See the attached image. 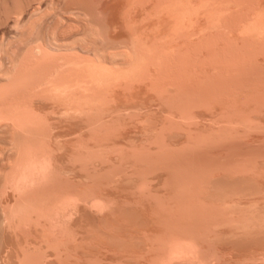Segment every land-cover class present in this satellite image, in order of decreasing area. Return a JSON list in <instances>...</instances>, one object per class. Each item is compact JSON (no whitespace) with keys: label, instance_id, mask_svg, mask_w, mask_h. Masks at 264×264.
Here are the masks:
<instances>
[{"label":"rangeland","instance_id":"rangeland-1","mask_svg":"<svg viewBox=\"0 0 264 264\" xmlns=\"http://www.w3.org/2000/svg\"><path fill=\"white\" fill-rule=\"evenodd\" d=\"M39 1L40 0H29V1L28 0H0V2H1L0 3V42H1V44L2 45L6 44L7 41H10L9 38H11L13 36L11 38V41H10L11 45H10V47L8 46L9 50L7 49V51L9 53L6 52L5 50H3L2 54L0 55V59H1L0 63L3 66L2 72H5L7 70L11 61L14 60L15 54H16V58H17L21 54V52L23 54V51L25 48L24 44L17 43L21 39H19L17 41V39L14 36L15 35L14 34L15 30L13 27L14 14H16L17 12H19L21 10L19 8H23V7L25 8V11H26V12L23 11V14L25 13V15H23L24 17H27V14L32 11L30 9L31 7H32V9H38V8L46 9L49 0H41L40 2ZM131 2H132L131 5H129L127 3L126 6H124V8L127 11H125V10L124 11L122 10V12L119 11L120 13H117L118 15H115V19H113V21L110 20L111 23L113 22L112 25L109 22V20L107 21L106 19H103V17H101V15L94 14V13L90 14V12H89V15H90L89 21L85 20V18L82 17V15L80 13H76V12L75 13L71 12L72 13L71 15H70V12L69 13L67 12L64 15L61 14V16L63 17L62 19H60L61 16L59 14H57L59 12L56 13L57 16L58 15L60 16V17L58 16L57 18L60 19L61 21L59 20L58 23H60V24H58V23H55V21L58 19L54 20L53 24H56V29H54L55 31L52 30V32L54 31V33H56V37L60 42L64 43V42H67L69 40H71V41L72 40H75V41L78 40L77 41V43H78L81 40L82 43H81V41L79 42L81 45H90V47H92V48H93V46H95V48H97V49L98 48L100 50L103 49V51L105 53L104 55L106 56L104 58L106 60H103V63L105 62V65L108 68L109 67L111 68L114 66L115 68H119L118 70H120V68L124 69V68L128 67L129 65H132V66L136 65L138 68L137 72H135V70H134V75H130V73H129L128 77H127V75L121 74V76L126 77V78L124 80L122 77V80H123V81H121L122 83H120L119 86L116 87L117 89L113 88L114 91H112V88L107 89V91H105V94L102 91H100L101 94L102 93L103 94H102V96H101V94L98 95V97H101L100 98L101 100L97 97V99H98L97 104L98 105L96 104V106L94 105V107H93V105H92V107L88 106V108H89V109L87 108L88 110H86V108H84V110H86V112L88 111L87 114H86V112H84V114H86V115H84V114L81 115V112H80L79 115H81L82 118H85L84 121L81 118V116L78 117L79 115L77 113L75 114V118H74V115H73V119L71 117L69 118L68 116H70V114H73V113L69 114L67 112L68 113L67 114L66 112L63 111L64 108H62V109L60 107L58 108V106H59L58 104L53 105L52 103H49V102H44V101L42 102L40 99L36 100L37 97H34L35 99L31 98L32 100H30V101H29L30 98L28 100L23 101L24 104L30 106L31 108L33 106V111L35 113L38 111L37 113H38L39 118L41 119L43 117L42 121L46 123V124L45 123L44 124H45V129L47 131L43 130L44 133H42L43 135L41 134L42 136L41 135L37 136L35 134L37 136V139L40 136H41L40 137L41 140L44 138V142H45L44 146L51 143L50 144L51 146L49 145V147L51 149L50 150L48 149V150L51 151V154H54L53 155L54 157L57 156L56 159H54L53 157L52 158L54 160H57L58 163L60 162L58 165H61V166L58 168L61 169L62 167H64L63 169H65V170L61 169V171L63 170L62 171L63 173L65 171L67 172L66 169H71L70 175H72V176H70V177H72L71 179H73V178L75 179L72 182H70L69 184L67 182L68 185H66V188L65 187H64V189L62 188L64 191L62 190V192H61L60 186L61 185H62V187L65 186L62 184L64 179H62L63 176L58 175L62 179V182H59V181H61V179H59L60 177L58 178L59 179V181H58L59 187H57V188H60V189H58L59 190L58 192H60L58 194V196L61 195L60 196V198H61V197H63L62 195L64 193L65 194L66 193H70V194L72 193V195H73V192L76 195L77 191L79 193H81V191H79V190H82L83 186L84 185L86 186V184H88V181L87 182L85 181V178H84L85 174L82 171V170H84L83 167H86L83 164L84 161L82 163L79 162L80 165H82V166H80L78 162L76 163L77 160H75V158L77 157L76 154H77V152H79V150H77V146H74L76 144L74 142V140H75L74 138H77V137L79 138L78 134H81V133L84 134V136H85L84 137L83 135H81L80 136L81 138L87 137L86 139H88L89 136L90 137L92 136L91 137L92 140L95 139V140H93L95 142V145H98V146H95L94 142H92L93 143L92 145L94 147L93 149H95V151H96V147H99L100 145L102 146V147L100 146L99 148H97V150H100V149L102 150L98 154L99 157L94 151L95 158L98 159V160L94 159L95 160V161H93L94 165H96L97 167H101V165H98V164H102L103 162L97 164V161L100 162V160L102 158H104L102 161H104L106 159L105 161L108 162V163H105L104 165H102L104 167L107 166L106 169L108 168V166L113 165V166H110L109 169L107 170L108 177L105 176L106 174L103 175V176H105V177H102L104 179V182H103V180L101 181V183L103 185H105V186L108 185L106 187L108 190L104 189V187L102 189L101 184L98 185L99 189L101 187L100 191L101 192L103 191V194H104V192H106L105 193V199L107 198L106 197L107 193H108L107 194V196H108L109 193L111 195V193L113 192L114 194L112 193V195H114V196L109 195V198L113 197L112 199L111 198L110 199L114 203H115V200L117 201L114 205H113L112 201H109V202H111V203H109V204H111V206L107 210L111 211L113 208H115L116 210L113 209L112 211L115 212L116 214H118L121 211L120 207L125 206L122 208V212L119 213L120 215L118 214L119 216H116V215L112 216V217H114V216L118 217L119 221L121 220L119 222L118 219L116 218L119 223H122L121 227H119L120 224L118 222L116 223L117 225H115V227L118 226V229H120L119 231H121V228H122V230L124 229L123 231H126L125 230L126 226H128V227L130 226L129 228H131L133 223L135 226H137L136 224L138 222V226L140 228L139 232L144 231L146 233L150 229L151 230L155 229L154 231L157 230V232L161 233L160 231H158V229L159 228L161 229L163 227L162 225H165V224L161 223V222H164L161 219H163L164 214L166 215V216L164 215V217L166 218L167 214H166V212L164 214L162 212L163 215L160 214L161 212L158 213L161 216L156 214V212H159L158 209H156L157 206L155 205V204H157V202H158L157 205H159V203L160 204L162 203L161 205H159V208H160V206H162L164 204L168 205V206L170 205L169 207L167 206L169 209L171 207L170 210H171L172 214L169 213V219L170 220L171 219L174 221H175V219L181 220L182 224H184V222L185 223L187 222L189 225H190V222L187 218H190L192 215L194 218L191 217L190 220H192V218L195 219V217L197 215H199L198 211H200V210L202 211V209L203 210L204 209L209 210L210 208L213 207L212 210L210 209V214H212L216 210L215 211L216 213L214 212L213 214H216L215 216L217 217V215H218L217 213H219L217 210H219L220 211V213L218 215L219 219H223V221H226L225 218L228 217V219L231 218L230 219L231 221L229 220V222H225V226H224L223 225L224 223L222 224V221L218 220V221H221V224H222V225L220 224L221 228H219L220 227L219 224L217 225L218 226L217 227L216 224L213 223V225L216 226L217 230H216V228H212L213 227L212 225H211V227L206 226L209 228V230L211 228L213 231L215 230L214 232L212 231L213 234H215V235L217 234L216 236L221 237L219 242H217L219 239L218 237L216 240L212 241V239L214 238V235H213V238L210 240L211 242L208 239V242L206 241L207 244L208 243H209V245H211L212 243L214 244V247L210 246L209 248H211V247L213 249L217 248L216 252L214 251V253H216V255L218 254V256L220 255L219 253L222 249L223 250L221 252H223L225 250L223 253H221L225 256L224 257H223V255H220L221 257L219 256V260L222 257L224 259H226V260H224L222 258L224 261L221 259L222 260V261L220 260L221 264H224L223 262H225V261L227 264H230V262L228 263L227 259L229 260L231 258H233V259H231L229 261H232L233 264H237V263H239V264H250V262H252L253 259H250V261L245 260V259L254 258V260H255V258L258 259L261 256V253L264 254V103H263L264 97L262 98V96H264V83H263L264 82V80H263V78H264V65L263 64L261 65V63H264V61H263L264 60V57H263L264 52H261V50L262 51L264 50V0H135V6H133V0ZM139 2H141V3H139ZM55 4H56V2H55ZM22 5H23V7H22ZM12 11L14 12V14H12L13 13ZM27 11H28V13H27ZM73 14H80V15H73ZM75 16H76V18H75ZM123 18H125V19H123ZM46 19L48 20V17L42 19L45 21H42V20L40 21L41 22L40 27L38 26L37 31H36V29L34 30V31H36L37 35L35 32L34 33L32 32L30 34L29 38H31L30 39L31 41L33 40V38H40V40L42 39L44 41L45 40L44 37L46 38L49 36L51 29H52L51 26L53 24L50 26L49 20H51V17L49 18L48 21ZM125 22H126V24H125ZM255 22L258 23V26H257V23L255 26ZM47 23H48V25H47ZM252 23H254L253 25L255 27H253ZM42 24H43V27H42ZM63 24L64 25L66 24V25L64 26ZM93 24H95V25L98 24L99 26L103 25V27L101 26V28H99V30L98 29L94 30V29H92V27H90L91 29H89V26L90 25L93 26ZM114 24L117 28H115ZM118 24H120V25H118ZM104 25L107 28H104L105 27ZM45 26H47V27H45ZM48 26H50V27L48 28ZM108 26H110V27H108ZM259 26H260V28H259ZM112 27H113V29H112ZM40 28H42V29H40ZM262 29H263V31H262ZM96 31H100L99 32L100 34L98 35V33H97V36L92 35V33L96 32ZM256 31L259 33H257ZM48 32H49V34H48ZM115 33H117V34H115ZM84 34H85V36H84ZM87 34L91 35V36H88ZM38 35H40V37ZM83 36H84V38H83ZM98 36H100V37H98ZM13 38L15 40H13ZM79 38H80V40H79ZM82 38L85 40H83ZM15 41H16V43H15ZM83 42L86 44H84ZM81 45H79V46H81ZM124 45L125 46L128 45L131 47L130 48L127 46L131 50L129 51L130 53H128L126 56L121 55L119 57L114 58V55L113 56L111 55L113 58L112 57L110 58L109 55H106L109 53L111 54L112 52L114 53L115 51L116 52L121 51V49H122V47H124ZM247 45H249L248 46L249 49H250V47L256 46L255 48H252V50L253 49L256 50L257 48H259V50H260L259 53H261V54L256 53L258 56H255L252 54L253 53L252 51H251L252 53L249 50H248L249 52L246 51V49H244V46L246 48ZM253 45H255V46H253ZM261 45H263V46H261ZM77 49H79V48H77ZM122 50L125 51L124 49H122ZM13 51H15V52L13 53ZM18 52H20V53H18ZM82 53L84 54L85 52L83 51ZM86 54H84V55H86ZM252 55L254 57H251ZM107 56H108V58H107ZM11 58H12V60H11ZM133 68H135V67H133ZM250 74L252 75V78L255 77L257 79L253 78V80H252ZM256 74H257V76H258V74H260V75L257 77ZM0 77H1V79L4 78V76H2L1 73H0ZM128 78H129V81H127ZM1 79H0V82L2 81L3 83H6V81H5L6 78H4L3 80H1ZM260 79H261V81H260ZM124 81L129 82V84L126 85L127 82L125 83ZM256 81H257V83H256ZM2 82L0 83L1 85H2ZM251 83L252 84L254 83V85H252ZM100 92H98V93H100ZM262 92H263V94H262ZM48 103H49V105H48ZM52 105L53 106L58 105V106L53 107ZM81 108L83 109V107H81ZM90 108H92V109H90ZM82 109L79 110V108H78L79 111H81ZM76 115H78V116H76ZM90 115H91L92 119L90 118ZM96 116H98V117H96ZM86 119H88V120L90 119V121L91 120L93 121V122L91 121L92 122L91 125L94 124L96 121L95 127H92L93 128V132H91L92 135H89L90 134L89 128H86L87 126L89 127V124H90V123L86 124V121H87ZM94 119H95V121H94ZM96 119H99V120L97 121ZM79 121L81 124L79 123ZM90 121H87V122H90ZM107 121H108V124H106ZM74 122H76V123H74ZM82 122H83V124H82ZM97 123L100 124V127H101L100 129H99V127H96V125H99ZM103 123H105V124H103ZM76 125L78 126L77 129L75 128V127H77ZM81 125H83V127H81ZM101 125H105V126H101ZM106 125L109 127H107ZM64 126H65V128H64ZM110 126H112L111 127L112 129L110 128ZM48 128H49V130H48ZM85 128H86V130H85ZM96 128H98L99 130ZM103 129H104V131H103ZM109 129H111V130H109ZM5 130H6L5 125H3V126L0 125V194L2 193V195H3V196L0 195L2 197V198L0 197L2 199V200L0 199V201H1L0 208L2 207L1 206L2 202H3L2 205H4V202H6L5 204L13 203V202H11V201H13V198H14V196H13L14 193L11 190L13 185L10 184L12 182L7 178L9 176L6 177V175H7L6 173L8 172L7 171L8 169L10 171L11 166H12L11 162L14 163L13 162V161H15L14 158L16 159V157H17L15 150H14L15 148H14V146L12 148V145L10 142V141H12L11 138H13V137L10 138V135H11L10 131L8 129H7L8 131L7 130L5 131ZM67 131H69V132H67ZM70 131H71L72 135L70 134ZM84 131H85V133H84ZM94 131L96 134L94 133ZM107 131L109 132V134L106 133ZM46 132L48 133V136L46 135ZM74 132L76 133L77 137L74 136V138H73ZM102 132L106 133V137L102 134ZM50 133H52V134H50ZM65 133L68 135H71L72 137L71 136L66 137ZM97 133L98 134L100 133L101 135H103L105 140H103V136H101L100 134L98 135ZM58 134H60V135H58ZM51 135H53V136H51ZM44 136L46 138L50 136L49 140H48L50 142L45 140L46 138ZM107 136H109L111 138H109ZM69 137H70V139H68ZM64 138H66L67 140L66 139L64 140ZM84 138H82V139H84ZM97 138H99L101 140V142ZM107 138L110 140V142L111 141H113V142L110 143L107 140ZM61 140L62 141L64 140V141L62 142ZM68 140H70V141L67 142ZM78 140L79 139H76L75 141L77 142ZM96 140H97V144H96ZM34 142L37 143V141H34ZM61 142H62V144L58 145ZM64 142L67 143V145L69 144L70 149L67 147V145ZM70 142L71 143L73 142V144H70ZM29 143H28V145L30 146ZM31 143H33V142H31ZM63 144L66 146L64 147ZM104 145H105V147H104ZM113 146H116V147L113 148ZM62 147H64V151H63ZM106 147L108 148L109 151L107 150ZM59 148H62L61 149L62 151L61 150L58 151ZM72 148L73 149L76 148V150H73ZM103 148H104V150H103ZM36 149H38V148H36ZM114 149H116V150H114ZM68 150H70V151H68ZM75 151H77V152L75 153ZM147 151H148V153H147ZM64 152H66L67 154L65 153L66 154L65 155ZM98 152L99 151H97V153ZM113 152H115V153H113ZM158 152L160 154H158ZM69 153H71L70 154L71 156H73V154L75 153L74 154V160H75L74 164H73V162H72V164H68V162H69L68 160L70 158L68 159L67 157H71V156H69ZM248 153H250V154H248ZM48 154H49V152L46 155H48ZM141 154H143L144 156L143 155L141 156ZM145 154L148 156H145ZM152 154H153V156H152ZM78 155H79V153H78ZM103 155H104V157H102ZM105 155H106V157H105ZM134 155L136 158L134 157ZM129 156H131V157L129 158ZM164 156H165V158H164ZM247 156H249V157L247 158ZM100 157H102V158L100 159ZM110 157L112 158V160ZM156 157H157V159H156ZM159 157H160V159H159ZM162 157L164 158L163 160H162ZM144 158H146V159L148 158L149 161L146 159L144 160ZM167 158H168V160H167ZM124 159H126V160H124ZM133 159L134 160L138 159V161L135 160L133 162ZM29 160H30V156H29L28 161ZM61 160L62 161L65 160V161H63L64 163ZM230 160L233 163H231ZM251 160H254V161H251ZM70 161H72V160H70ZM123 161H125V163ZM182 161L184 164L182 163ZM240 161H242V162H240ZM243 161H244V163H243ZM146 162L147 163L149 162V163L147 164ZM163 162H164V164H163ZM248 162H250V163L248 164ZM151 163L152 164L154 163L155 166L154 165L152 166ZM179 163H181L182 165H180ZM240 163H243V164H240ZM119 164H121V165H119ZM131 164H133V165H131ZM188 164L190 165V167ZM229 164H230V167H229ZM245 164H247V165H245ZM75 165H76V167H75ZM88 166H89V163H88ZM140 166H144V167H140ZM211 166H213V167H211ZM234 166H235V168H232ZM89 167L93 168V166H91V165ZM113 167H114V169H112V172L111 171H110L111 173L108 172ZM156 167H162V169L156 168ZM164 167L166 169L168 167L169 168L166 170ZM144 168L146 169V171ZM148 168L150 170L151 169L154 170V168H155L154 171L151 170L154 173H151V171H148ZM222 168H223V170H222ZM87 169H89V168H87ZM98 169L99 170L97 172L96 168H94V170H96V171H94V173L97 172L98 175L96 176L94 174L95 178H94V180L93 179H91V180L95 181L96 177L101 176L103 174V172H101L100 169L104 170L105 168L104 169L98 168ZM141 169L143 170L142 172H141ZM90 170H91V175H93L92 169H90ZM161 170L162 171L164 170V172H162ZM58 172H60V171H58ZM79 172H81V173H79ZM100 172L102 173L101 175H100ZM113 172H114V174H113ZM63 173H62V175L65 174V173L64 174ZM104 173H105V171H104ZM74 175H75V177H74ZM119 175H121V176H119ZM158 175H160V176H158ZM161 176L163 177L162 179H161ZM65 177L66 176L64 175V178ZM70 177L68 176V179H70ZM159 177H160V179H158ZM5 178L8 179V181L10 182L9 183L10 185L8 184V181L5 182V180H7ZM92 178H93V176H92ZM98 178L100 181L101 180L100 177H98ZM107 178H110V179L107 180ZM65 179H67V178H65ZM71 179H70V181H71ZM147 179L150 181H147ZM65 181L66 180H64V184H65ZM81 181L84 183L81 184L82 183ZM75 182H77V184H81V186L78 185V187H76L77 184ZM138 182H140V183H138ZM145 182H147V185ZM71 183L72 184L74 183L72 187L70 186V185H72ZM95 183H100V182L95 181ZM95 183H94V185H95ZM142 183H144V184H142ZM90 184H92V183H90ZM90 184H88V185H90ZM139 185H142L141 186L142 188ZM143 185H144V187H143ZM68 186H70V187H68ZM135 186H137V187H135ZM148 186H150V188ZM86 187H88V186H86ZM92 187H94V186H92ZM138 187H140V188H138ZM75 188H77L79 190L76 191ZM98 188H96V190ZM148 188L151 189L153 193L150 192L151 190H148ZM84 189H83V191L86 192V190H84ZM109 189H111V190H109ZM135 189H136V191H135ZM73 190H75L76 192ZM88 190L89 189H87V191ZM93 190H95V188H93ZM96 190H95V192L97 193L98 190L97 191ZM146 190H148L150 194H153L155 196L157 194L156 199H155V196H153V195L150 196L149 193L146 194L148 192ZM71 191H73V192H71ZM100 191H99V194H100ZM110 191H112V192H110ZM123 191H124V193H121ZM58 192H56L55 196H57ZM115 194H117V196ZM134 194H136V197L133 196ZM143 194L145 196H143V198L141 197L142 199L139 200L140 198H138L137 196L139 195V197H140ZM84 195H87V192L84 193ZM146 195H148L149 197L148 196L146 197ZM58 196H57V200L55 198V201H57V202H58V200L60 201L62 199V198L60 199ZM176 196H177V198H175ZM103 197H104V195H103ZM114 197L115 198L117 197V198L115 199ZM157 197H159V198H157ZM189 197H191V198H189ZM134 198H136L135 201H134ZM148 198H151V199H148ZM160 198H161V200H160ZM165 198L168 200V202ZM173 198H174L173 203L177 204L179 208L176 207L177 205H175V204L173 205V203H171ZM124 199L127 201V203H126V201L124 203V201H123ZM128 199H131V200H128ZM163 199L165 202L163 201ZM186 199H188V200H186ZM149 200L150 201L152 200V201L150 202ZM153 200H154L155 204L153 203ZM158 200H160V201H158ZM196 200H197V202H195L194 205H197V206H193V203ZM55 201H54V204L60 206L61 203L58 202L59 204L58 203L56 204ZM136 201L137 202L141 201V204L145 201V203L142 204L144 207L141 204L137 205V206L141 207V208L139 207V209H141V210L138 211V215L142 216V220H143L144 216L145 217L147 216L148 219L146 218V221H145V222H148L147 226L142 221L143 224H141L142 227H140L141 221H138V219L141 220L140 216L139 217H137L138 215L132 216V215H135L134 213L137 211L136 210L137 207H135L136 204H132V203H136ZM201 201H202V204H201ZM176 202H178V203H176ZM181 202H182V205H181ZM129 203H131L132 206L134 205L133 207H135V210L133 211L134 212L133 213L132 210L128 206V208L132 214L129 213L128 208L125 209L126 205H124V204H129ZM166 203H168V204H166ZM188 204H190V205H188ZM191 204H192V206H191ZM203 204H206L207 206L206 205L204 206ZM112 205H113V208H111ZM152 205L153 206L155 205L156 208L154 209V207ZM210 205H211V207H210ZM215 205L217 206L218 209H216ZM132 206L130 205L131 208H132ZM72 207L73 206H70L71 217L74 218V216H79L78 214H76L77 213V212H75L76 210L75 211L71 210ZM167 207L162 206V209L164 208L163 210H165V208H167ZM117 208H118L119 212H118ZM181 208H183V209H181ZM193 208H194V210H193ZM197 208H200V209L198 210ZM58 209L60 211H62V213H64L63 210H61V206L58 207ZM173 209L175 210V212ZM78 210H79V208H78ZM107 210H105L102 213V216H104V213ZM123 210L125 213L123 212ZM126 210H127V212H126ZM154 210H157V211L155 212ZM189 210L194 211L195 214L194 213L191 214L192 211L189 212ZM195 210H196V212H198L197 215H196ZM60 211H59V213H60ZM204 211H203V213H204ZM147 212H148V214H146ZM152 212H154V213H152ZM182 212H183V214H181ZM0 213H2V212L0 211ZM79 213H81V212L79 211ZM82 213H83V217L86 218L85 215H87V214H85V211H83ZM108 213L109 212H107V214ZM149 213L151 215L153 214L152 216H154V217L157 215L158 218L157 217H155V218L159 219V220H157L155 222L154 217H152ZM177 213H178V215H177ZM94 214H95V212H94ZM130 214H131V216H130ZM173 214H175V215H173ZM184 214H186L187 216H189V215L190 216L186 217ZM204 214H206V216H207L208 213L206 212ZM210 214H208V217H210ZM213 214H212V216H213ZM1 215L2 214H0V216ZM35 215H33L34 219H35ZM200 215H203V214H200ZM88 216H90V215H88ZM95 216L97 218L99 217L98 215H94L95 219L92 217L93 221H94V224H93L94 228L92 226V228H93L92 234H94V232H96L98 230L97 233L98 234L100 233L99 235H101L102 231L99 232L100 228L104 229V232L107 231V233H108V230H110L109 228H111L113 230L112 225L111 226L110 225L108 226V224L105 225L106 222H104L105 221L104 219L107 217V215L105 216V218H103L101 216L102 217L101 219H103L102 220L103 223L100 222L101 220L99 217L100 221L98 222V224L100 223L99 224L100 226L97 225L98 220L95 221L97 219ZM127 216H128V218L132 217L131 219H134L137 222L129 219L130 222L132 221L131 222L132 225H131L130 222L128 221V219L125 218ZM173 216H175L177 218H174ZM203 216H204V218L206 217L205 215H203ZM212 216L210 217L211 219H212ZM223 216H226V217L224 218ZM39 217H41V215ZM122 217H123V220L120 219ZM134 217H136V218H134ZM159 217H161V219ZM85 218H83V219H85ZM90 218H91V216H90ZM179 218H181V219H179ZM199 218H200V216H199ZM126 219H127L128 223H126L127 222ZM202 219H203V217H202ZM206 219L208 220L207 217H206ZM76 220H77V218H76ZM76 220H75V222H76ZM108 220H110V222L111 221L113 222L111 224H115L114 223L115 219L111 220L109 218ZM150 220L151 221L154 220L153 221L154 223L151 222ZM196 220H194V224L196 223ZM213 220H215V219L213 218ZM72 221H74V220H72V218H71V222ZM78 221H79V219H78ZM123 221L126 223V226H125V224H123ZM159 221H161V222L158 224ZM181 221L179 222L180 224H181ZM199 221H201V220H199ZM234 221H237V222H235L236 224H233ZM25 222H27V221L25 220ZM40 222H41V220H40ZM75 222H72V223L75 224ZM107 222H109V221H107ZM175 222H177V221H175ZM192 222L193 221H191V223ZM42 223H43V220H42ZM101 223H102V225L108 226V227L103 228V226H101ZM164 223H166V221ZM168 223H170V222H168ZM176 224H178V223H176ZM188 224H184L183 226L188 225ZM71 225H73V224H71ZM96 225L100 228L95 227ZM202 225H205V224H202ZM25 226L23 227V230L22 229H20V230L19 229L7 230L4 227H3L4 229L2 227H0V243H1L0 244V251L2 252L3 249L5 248L4 251L7 250L10 253L11 264H18L17 263L18 260H16L18 258L15 255H18V256L21 255L20 249L23 250L24 248L26 251L27 250L28 251L35 250L39 254H40V252H42L43 256L40 255V259H41V261H42V259L45 260V261L43 260V263L41 262L42 264H59L60 262L55 261V260L61 261V260H58L60 253H58L56 251L57 249L61 250L59 248V245H60V247L62 246L61 243L58 242V240H60V242H61V239H60L59 234L57 232V230L59 231V229L58 228L55 229L52 227L51 231L54 229L52 231V233H54L53 234L54 237H49V239L50 238L53 239V240L52 239L51 240L54 242H52L51 240L50 241H51V244L53 243L55 246L53 247V244H52L51 245L52 247L47 249V247H48L46 245L47 243L43 242L44 239H42L43 238L42 235L40 236V234L38 235L36 233L37 231L35 232V229H34L35 225H34V227H33V225H32V227H28V226L25 227ZM76 226H78V227L75 228V226L74 227L72 226L71 228H74L75 230H77V229L79 230L80 226L78 224H76ZM138 226L135 228L136 230H137ZM158 226H159V228H158ZM173 226H175V225H173ZM227 226L229 228H227ZM230 226H231V229H230ZM115 227H114V229H115ZM167 227L169 228V226H167ZM179 228H181V227H179ZM182 228L184 230V227H182ZM200 228H202V227H200ZM74 229L72 230L73 233H75ZM94 229H96V230H94ZM118 229H117V231H118ZM132 229L133 228H131V230ZM163 229L165 232V228H163ZM172 229H174V228H172ZM194 229H195V226H194ZM196 229H198V228H196ZM136 230H134V232L131 231V232H133V236H134V233ZM151 230L149 231V234H150V232H151V234L157 233V232H153ZM185 230H186V228H185ZM200 230H199V233H200ZM84 231H85L84 233H86V230H84ZM114 231H116V229ZM119 231L117 233L118 235L116 233L114 234L111 232L112 233L111 236H114V237H115V235L119 236L121 233V232L119 233ZM170 231H168V233H170ZM187 231L188 230H186L185 234L187 233ZM29 232H31V234ZM128 232H130V231L128 230ZM131 232L129 235L132 234ZM190 232H191V230H190ZM222 232L227 233V234H223V236H222ZM52 233L50 232V236H52ZM78 233H81V232L78 231ZM84 233H82L83 236H84ZM109 233L107 235H109ZM123 233L125 234L127 232H122V236H123ZM136 233H137V231H136ZM171 233L175 234L173 232H171ZM183 233H184V231H183ZM209 233H210V231H209ZM55 234H58V235L56 236ZM139 234L141 235V233H139ZM149 234L146 233V235H149ZM207 234H208V231H207ZM94 235H96V234H94ZM99 235H97V236H99ZM137 235H138V233H137ZM187 235H188V233H187ZM72 236L73 235H71V237ZM102 236L104 237L103 239L106 238V235L104 236V234H102ZM124 236H127V235H124ZM142 236H145V234H142ZM142 236H140V237H142ZM140 237L137 236V238H139V240H140ZM83 238H85V236ZM98 238H99L98 240H100V237H98ZM108 238H107V242H110V239L113 241L112 237H110L109 240H108ZM137 238H136L135 244L137 246H139V244H140V246H141V244L143 245V243H142L143 239L141 240L142 241L141 242L139 240L137 241ZM71 239L73 241H70V243L69 242H67V243H69L71 246L69 248L74 249V252H75L76 245L81 247L83 245V242H84V244L87 242V241L85 242V240H84L80 244L79 241L77 242L75 240V242H77V244L75 245V242H74L75 237L74 238L72 237ZM36 240L39 242H35ZM101 241H98L99 244L97 245V243L95 244V242L93 240L92 242H94V243H92V246L94 247L93 244L97 245L96 247L101 245L102 252H103V249L105 250V249H107V247L109 245L112 246V244L114 245V243H115V242H112V244H111V243H105L104 242V245L107 246L105 248V246L102 244L103 242L101 243ZM146 242H144V243H146ZM2 243H3V245H2ZM36 243H38V244H36ZM86 244H88V243H86ZM89 244H91V242H89ZM199 244H201V242ZM136 245L134 246L135 249L139 248L141 250V247H137ZM146 245H148V243ZM146 245L144 244V246H146ZM201 245H204V244L202 243ZM215 245H217V247ZM218 245L220 246V248ZM5 246H7V247H5ZM33 246L35 248L36 247H39V248L35 249V248H33ZM57 246H58V248H57ZM144 246L142 247L143 250L145 249ZM205 246H207V245L205 244ZM243 246H244V248H243ZM134 247H131V248L133 249ZM61 248L63 249L64 247H61ZM66 248H68V246ZM212 248H211V250H212L211 252L213 253ZM237 248H239V249H237ZM252 248H254V249H252ZM71 249H69V250L65 249L66 250L65 253L66 252L69 253L71 251ZM94 249H95V247H94ZM96 249H95V252H94V250H92L94 252V254L97 252ZM99 249L100 248H98V250ZM232 249H233V251H232ZM258 249H259V252H258ZM82 250L83 249L81 247V249H79L77 251V253L78 254L81 253ZM217 250H219L218 253H217ZM230 250L232 253L230 252ZM4 251L2 253H4ZM136 251H138V250H136ZM253 251H254V253H252ZM1 252H0V255H1ZM55 252H57V254L59 255V256L57 255L58 258L55 255L56 254ZM93 252H92V254H93ZM102 252H100V254ZM249 252H251L252 254ZM69 254L71 257L74 253L71 251ZM209 254H210V252H209ZM253 254H257V256L253 255ZM62 255L64 256V254H62ZM176 255H177V253H176ZM248 255L249 256L253 255V256L248 257ZM179 256L180 255L175 256L173 254L172 258H173V260H174V258L176 260V258H178ZM263 256H261V258H259V259H262ZM180 257H182V256H180ZM228 257H230V258H228ZM184 258H188V256H184ZM72 259H74V258H71L69 260H71L74 264V260H72ZM238 259H240V260L237 261ZM243 260H245V261H243ZM262 260H264V259H262ZM71 261H69V263ZM256 261L257 260H255V264L257 263ZM240 262H242V263H240ZM263 262L264 261H262L260 263L262 264Z\"/></svg>","mask_w":264,"mask_h":264},{"label":"bare ground","instance_id":"bare-ground-1","mask_svg":"<svg viewBox=\"0 0 264 264\" xmlns=\"http://www.w3.org/2000/svg\"><path fill=\"white\" fill-rule=\"evenodd\" d=\"M29 1V0H28ZM41 1V0H40ZM39 1V2H40ZM55 1L56 0H49L48 1V4H47V7H46V9H41V8H38V9H32V7L30 8L32 11L30 12V13H28V11H27V17H24L23 15H25V13L23 14V11L24 12H26L25 11V8L23 7V5H22V7L24 8H19V9H21L19 12H17L16 14H14V12L12 13V14H14V17H13V21H14V23H13V27H14V30H15V38L17 39V41L19 40V39H21L19 42H17V43H22V44H24L25 45V48H24V51H23V54H22V52H21V54L16 58V54H15V58H14V60H12V58H11V63H10V65H9V67L7 68V70L5 71V72H2V68H3V66H2V64L0 63V73H1V75L2 76H4V78H6V83H3L2 81V85L0 84V125H5V128H6V130L8 129L9 131H10V133H11V135H10V138L11 137H13V138H11V140L12 141H10L11 142V145H12V148H13V146H14V150H15V153H16V159L14 158V160L15 161H13L14 163H12L11 161V169H10V171H9V169L7 170L8 172L6 173L7 175H6V177L7 176H9V177H7L12 183H10L9 181H8V179L7 178H5V179H7V180H5V182L6 181H8V184L10 183L11 185H13V187H12V192L14 193L13 194V196H14V198H13V201H11V202H13V203H10V204H5L6 202H4V205H2L3 204V202H2V204H1V212L2 213H0V214H2L1 216H0V227H4L5 229H7V230H13V229H22L23 230V227L25 226V227H32V225H33V227H34V225H35V227H34V229H35V232L39 235L40 234V236L42 235V239H44L43 240V242H45V243H47L46 245L48 246L47 247V249L48 248H51L52 246V244H51V241L53 240L52 238H50L49 239V237H54L53 236V234L54 233H52V231L54 230H52L51 231V229H52V227L53 228H58L59 229V231L57 230V232H58V234H59V237H60V239H61V242H60V240H58V242L59 243H61V247H64L63 249L60 247V245H59V248L61 249V250H59V249H55L58 253H60V256L57 254V252H55L54 254L57 256H59V258H58V256H57V258H58V260H61V261H57V260H55L56 262H60L59 264H73V262L71 261V260H69V259H71V258H74V259H72V260H74V264H221V262H220V260L225 256V255H223V254H221V253H223V252H221L220 251V255H223V257L219 260V256H218V254L216 255V253H214V251L216 252V249L214 250L212 247H214V244L212 243L211 245H209V243L207 244L206 243V241L208 242V239H209V241L213 238V235H214V238L212 239V241L213 240H216L217 239V237L218 236H216L215 234H213L212 233V228H216V226L219 224V226H220V224H221V221H222V224L225 226V222H229V220L231 219H228V217L227 218H225L226 216H223L225 219H226V221H223V219H219V217H218V215H219V213H220V211L219 210H217L219 213H217L218 215H217V217L215 216L216 214H213L212 212V214H213V216H212V214H210V209L212 210V208H210L209 210H203L202 209V211L200 210V211H198L199 212V215H197L198 214V212H196V210L198 209H200V208H197L196 210H195V212H196V217H195V219H193L194 217L191 215V217H193L192 218V220H190V218H187L188 220H189V222H190V225L186 222H184V224H188V225H185V226H183L184 224H182V221L181 220H176L175 219V221H177V222H175L174 220H170L169 219V213L170 214H172V212H171V207H170V209L168 208L169 206L168 205H162V206H168L167 208H165V210H163L162 209V206H160V208L162 209H160L159 208V205H161L160 203H159V205H157L158 204V202H157V204H155L154 203V200L156 199V196H157V194H156V196L155 195H153V194H150L149 193V191L148 190H151V189H149L150 188V186H148L149 188H148V190H146V191H148L146 194H150V196L151 195H153V196H155V199L153 200V203L157 206V208L155 207V205L153 206L154 207V209L156 208V209H158V211L159 212H156L157 210H154L155 212H156V214H158V213H160V214H162V212H163V214L166 212V214H167V219L164 217V215H163V219H161V217H159L162 221H166V223H164V222H161V221H159L158 222V224L161 222L162 224H165V225H162L161 227V229L159 228V226H158V231H160L161 233H159V232H157V230L156 231H154L153 229L151 230V231H153V232H157V233H152L151 234V232H150V234H149V231L150 230H148V232H146L147 234H149V235H146V233L143 231V232H139V226H138V222L136 221V220H134V219H131V218H128V216L127 217H125V218H127L128 219V221L130 222V220L129 219H131V220H134V221H136L137 222V226H138V228H137V230L135 229L137 226H135L134 225V223H133V225L131 224V222H130V224L133 226H131V228H133L132 230H131V228H129L128 226H126V223H128V221H127V219H126V223L123 221V224H125V226H126V231H123L122 230V228H121V231H119L120 229H118V226L117 227H115V225H117L116 223L119 221V218L118 217H116V216H119L120 214V212H122V208L123 207H125V206H123V207H120V212H119V210H118V208H117V210H118V214H116L115 212H113L112 210L113 209H115V208H113V205L117 202L115 199L117 198H115L114 200H115V203L109 198V195H110V193H109V195L107 196V194H106V197L108 198H106L105 199V193L106 192H104V194H103V191L101 192L100 191V189H101V187H102V189H103V187H104V189H107L106 187L108 186H105V185H103L102 183H101V181L103 180V182H104V179L102 178V177H105V176H107L108 177V174H107V170L109 169V167L110 166H113V165H110V166H108V168L106 169V167L107 166H102V165H104L105 163H108L107 161H102L104 158H102V157H104V155L102 156V157H100V162L99 161H97V164L98 163H101V162H103L102 164H98V165H101V167H97L96 165H94V162L93 161H95V160H98V159H96L95 158V153L98 155L99 153H100V151H102L101 149L100 150H97V148H99L101 145V143L99 144L100 146L99 147H96V151H95V149H93L94 147H93V143L92 142H94L93 140H95V139H93L92 140V136L90 137H88V139H86V138H84L85 136H84V134H78V136H79V138L76 136V133L74 132V134H73V138H74V136L75 137H77V138H74L75 140L76 139H79L77 142L74 140V142L76 143H74L75 145L74 146H77V150H79V152H77V151H75V153L77 152V157L75 158V160H77L76 161V163L78 162H80V163H82L83 161L85 162H83V164H84V166H86V167H83L84 168V170H82L83 171V173L85 174L84 176V178H85V181L87 182L88 181V184H90V183H92V184H90V185H88V184H86V186H88V187H86L85 185L83 186V189L84 190H86V192H87V195H84V193H86L85 191H83V189L82 190H79V189H77V188H75V190L77 191V190H79V191H81V193H79L78 191H77V194L75 195L74 194V192L73 191H75V190H73V191H71V192H73V195H72V193L70 194V193H62L63 195V197H61L60 198V196H58V194L60 193V192H58L59 190L58 189H60V188H57V187H59L58 186V181H59V179H61V177L60 176H58V175H61V176H63V178L62 179H64V180H66L65 181V184H64V180H63V185H65V186H63L62 187V185L60 186L61 187V192H62V190L64 189V187L66 188V185H68L70 182H72L73 180H75L74 178L73 179H71L72 177H70V176H72V175H70V170L71 169H66L67 170V172L64 174L62 171L63 170H65V169H63L64 167H62L61 169H63L62 171H61V169L60 168H58V167H60L61 165H58L59 163L57 162V160H54V159H56V157H54L53 155L54 154H51V151H49L51 148L49 147V145L51 144H47V145H45L44 146V144H45V142H44V138L41 140L40 139V137L43 135L42 133H44V131L46 130L45 129V122H43L42 121V119H43V117L40 119L39 118V116H38V111L35 113L34 111H33V106H32V108L30 107V106H28V105H26V104H24L23 103V101H25V100H28L29 98V101L30 100H32L31 98H34V97H37V99L36 100H38V99H40L42 102L44 101V102H49V103H52L53 105L54 104H58V105H55L56 107L58 106V108L60 107L61 109L62 108H64V112H68L69 114L70 113H73V114H70V116H68L69 118L71 117L72 119H73V115H74V118H75V114L77 113L78 115L80 114V112H81V115H83L84 114V112H86V110H88L89 108H88V106L89 107H92V105H93V107H94V105L96 106V104L98 103L97 101H98V99H97V97H98V95L99 94H101V92L100 91H102L104 94H105V91H107V89H111L112 88V91H114L113 90V88H115V89H117L116 87L117 86H119V84L120 83H122L121 81H123L122 80V77L123 76H121V74L122 75H127V77H128V74L130 73V75H134V70H135V72H137V70H138V68H137V66L136 65H134V66H132V65H129L128 67H126V68H124V69H122V68H120V70H118L119 68H115L114 66L113 67H107L106 65H105V62L103 63V60H106V59H104L106 56L104 55L105 53H104V51H103V49L102 50H100L99 48L97 49V48H95V46H93V48L92 47H90V45H81L79 42L81 41L80 40V38H79V42L77 43V41H75V40H69V41H67V42H64V43H62V42H60L58 39H57V37H56V33H54V29H56V24H53L54 23V20L55 19H58L57 17L60 15L61 16V11H64V10H61V11H59V13H57L56 11V8L58 7H56V4H55ZM60 1V0H59ZM65 1V0H64ZM72 1V0H71ZM120 1V0H119ZM125 1V0H124ZM131 1V0H130ZM6 2V1H5ZM61 2V1H60ZM118 2V1H117ZM123 2V1H122ZM142 2V1H141ZM141 2H139V3H141ZM156 2V1H155ZM1 3V2H0ZM58 3V2H57ZM84 3V2H83ZM132 3V2H131ZM135 3V2H134ZM159 3V2H158ZM38 4V3H37ZM66 4V3H65ZM77 4V3H76ZM110 4V3H109ZM115 4V3H114ZM113 4V5H114ZM120 4V3H119ZM40 5V4H39ZM55 7H54V6ZM112 4L110 5V6H113ZM116 5V4H115ZM123 5V4H122ZM131 5V4H130ZM143 5V4H142ZM119 6H121V4L119 5ZM124 6V5H123ZM122 6V7H123ZM126 6V5H125ZM38 7V6H37ZM62 8V7H61ZM64 8V7H63ZM95 8V7H94ZM107 8V7H106ZM105 8V9H106ZM114 8V7H113ZM134 8V7H133ZM58 9V8H57ZM72 9V8H71ZM87 9V8H86ZM152 9V8H151ZM150 9V10H151ZM79 10V9H78ZM97 10V9H96ZM99 10V9H98ZM114 10V9H113ZM115 10H117V8L115 9ZM114 10V11H115ZM123 10H125V11H127L126 9H123ZM66 11V10H65ZM69 11V10H68ZM75 11V10H74ZM85 10L83 9V13H80V12H77L76 11V13H80L81 15H82V17H84L85 18V20H88L89 21V18H90V15H89V12H84ZM91 11V10H90ZM103 11H105V10H103ZM112 11V10H111ZM112 11L113 13H115V12H117V11H119V9L117 10V11ZM141 11V10H140ZM70 12V15L72 14L71 13V11H69ZM68 12V13H69ZM92 12V11H91ZM120 12H122V9H120ZM120 12H118V13H120ZM151 12V11H150ZM55 13V14H54ZM56 13L57 14H59L58 16L56 15ZM65 13V12H64ZM75 13V12H74ZM108 13V12H107ZM137 13V12H136ZM80 14H73V15H80ZM91 14V13H90ZM109 14V13H108ZM112 14V13H111ZM64 15V14H63ZM72 15V16H73ZM93 15V14H92ZM114 15V14H113ZM116 15H118V14H116ZM59 16V17H60ZM69 16V15H68ZM110 16V15H109ZM115 16V15H114ZM48 17V20H49V18L51 17V20H49L50 21V26H51V32H50V34H49V32H48V34H49V36L48 37H44V39L46 40H40V38H33V40L31 41L30 39L31 38H29V36H30V34L33 32H35L36 33V31H37V29H38V26L40 27V21L42 20V19H44V18H47ZM70 17V16H69ZM79 17V16H78ZM77 17V18H78ZM81 17V16H80ZM117 17V16H116ZM63 17L61 16L60 17V19H62ZM75 18H76V16H75ZM87 18V19H86ZM112 18V17H111ZM122 18V17H121ZM129 18V17H128ZM60 19H58V20H56L55 21V23H58V21L60 20ZM81 19V18H80ZM83 19V18H82ZM108 19H110V18H108ZM118 19V18H117ZM116 19V20H117ZM123 19H125V18H123ZM136 19V18H135ZM47 20V19H46ZM47 20V21H48ZM53 20V21H52ZM70 20V19H69ZM75 20V19H74ZM78 20V19H77ZM91 20V19H90ZM107 20V19H106ZM42 21H45V20H42ZM52 21V22H51ZM61 21V20H60ZM71 21V20H70ZM73 21V20H72ZM83 21V20H82ZM81 21V22H82ZM108 21V20H107ZM111 21H113L112 19H111ZM111 21L109 20V22L111 23ZM80 22V21H79ZM116 22V21H115ZM124 22V21H123ZM63 23V22H62ZM66 23V22H65ZM90 23V22H89ZM96 23V22H95ZM117 23V22H116ZM119 23V22H118ZM122 23V22H121ZM256 23L257 22H255V26H256ZM58 24H60V23H58ZM76 24V23H75ZM84 24V23H83ZM107 24V23H106ZM113 24V22L111 23V25ZM125 24H126V22H125ZM254 23H252V25H253ZM47 25H48V23H47ZM64 25V24H63ZM62 25V26H63ZM66 25V24H65ZM64 25V26H65ZM86 25V24H85ZM110 25V24H109ZM110 25V26H111ZM118 25H120V24H118ZM50 26H48V28L50 27ZM78 26V25H77ZM82 26V25H81ZM89 26V25H88ZM101 26L103 27V25H98V24H93V26L92 25H90L89 26V29H91L90 27H92V29H94V30H99V28H101ZM105 26V25H104ZM110 26H108V27H110ZM114 26H115V24H114ZM113 26V27H114ZM254 25H253V27H255ZM257 26H258V23H257ZM262 26V25H261ZM42 27H43V24H42ZM45 27H47V26H45ZM44 27V28H45ZM58 27V26H57ZM113 27H112V29H113ZM68 28V27H67ZM70 28V27H69ZM104 28H107L106 26L104 27ZM115 28H117L116 26H115ZM131 28V27H130ZM259 28H260V26H259ZM36 29V31H34ZM40 29H42V28H40ZM58 29V28H57ZM85 29V28H84ZM119 29V28H118ZM252 29V28H251ZM50 30V29H49ZM52 30H54L53 32H52ZM253 30V29H252ZM255 30V29H254ZM44 31V30H43ZM62 31V30H61ZM68 31V30H67ZM74 31V30H73ZM93 31V30H92ZM111 31V30H110ZM117 31V30H116ZM262 31H263V29H262ZM100 31H96V32H94V33H92V35H96L97 36V33H98V35L100 34L99 33ZM118 32V31H117ZM257 32V31H256ZM62 33V32H61ZM67 33V32H66ZM78 33V32H77ZM76 33V34H77ZM88 33V32H87ZM96 33V34H95ZM112 33V32H111ZM124 33V32H123ZM253 33V32H252ZM255 33V32H254ZM257 33H259V32H257ZM59 34V33H58ZM86 34V33H85ZM85 34H84V36H85ZM91 34V33H90ZM115 34H117V33H115ZM34 35V34H33ZM36 35H37V33H36ZM67 35V34H66ZM74 35V34H73ZM88 35V34H87ZM28 36V37H27ZM35 36V35H34ZM39 37H40V35H38ZM84 36H83V38H84ZM88 36H91V35H88ZM13 37V36H12ZM11 37V38H12ZM93 37V36H92ZM95 37V36H94ZM98 37H100V36H98ZM11 38H9L10 39V41H11ZM28 38V39H27ZM73 38V37H72ZM82 38V39H83ZM90 38V37H89ZM8 40V39H7ZM13 40H15L14 38H13ZM83 40H85V39H83ZM118 40V39H117ZM10 41H7V43L6 44H4V45H2L1 44V42H0V55L2 54V51L3 50H5L6 52H8L7 51V49L10 47V45H11V42ZM22 41V42H21ZM31 41V42H30ZM64 41V40H63ZM103 41V40H102ZM10 44H9V43ZM15 43H16V41H15ZM81 43H82V41H81ZM84 43V42H83ZM108 43V42H107ZM128 43V42H127ZM19 44V45H20ZM81 45V46H79V45ZM84 44H86V43H84ZM114 44V43H113ZM9 46V47H8ZM85 46V47H84ZM88 46V47H87ZM99 46V45H98ZM128 46V45H127ZM127 46H125L124 45V47H122V49H124L125 51H123L122 49H121V51H115L113 54L111 53H109V54H106V55H109L110 56V58L114 55V58H116V57H119V56H126L128 53H130L129 51L131 50L130 48V46H128V47H130V48H128ZM249 45H247V47L245 48V46H244V49H246V51H252L251 53L253 54V55H255V56H258L257 54H261V53H259L260 52V50H259V48H257L256 50H252V48H255L256 46L255 45H253V46H255V47H250V49H249V47H248ZM261 46H263V45H261ZM81 47V48H80ZM22 48V47H21ZM77 48H79V49H77ZM118 48V47H117ZM116 48V49H117ZM127 48V49H126ZM243 48V47H242ZM241 48V49H242ZM263 48V47H262ZM261 48V49H262ZM119 49V48H118ZM9 50V49H8ZM12 51V50H11ZM84 51L85 53L84 54H86V55H84L82 52ZM106 51V50H105ZM248 51V52H249ZM15 51H13V53H14ZM108 52V51H107ZM261 52H264V50L262 51L261 50ZM9 53V52H8ZM18 53H20V52H18ZM250 53V54H251ZM257 53V54H256ZM12 54V53H11ZM89 54V55H88ZM112 55V56H111ZM251 56V57H254V56ZM264 57V56H263ZM107 58H108V56H107ZM113 58V57H112ZM0 61H1V59H0ZM264 61V60H263ZM252 63V62H251ZM264 65V63H261V65ZM133 67H135V68H133ZM115 68V69H114ZM129 68V69H128ZM122 69V70H121ZM126 69V70H125ZM258 69V68H257ZM118 70V71H117ZM128 73H127V72ZM257 71V70H256ZM255 71V72H256ZM259 72V71H258ZM127 73V74H126ZM133 73V74H132ZM260 73V72H259ZM136 74V73H135ZM263 74V73H262ZM251 75V74H250ZM260 74H258V76H259ZM254 76V75H253ZM256 76H257V74H256ZM257 76V77H258ZM261 77V76H260ZM3 78V77H2ZM3 78V79H4ZM125 78L126 77H123V79L125 80ZM251 78H252V75H251ZM253 78H255V77H253ZM253 78H252V80H253ZM0 79H1V77H0ZM3 79H1V80H3ZM255 79H257V78H255ZM127 80V79H126ZM263 80H264V78H263ZM4 81V82H5ZM127 81H129V78H128V80ZM127 81H124L125 83L127 82ZM260 81H261V79H260ZM259 81V82H260ZM0 82V83H1ZM251 82V81H250ZM263 82V81H262ZM256 83H257V81H256ZM264 83V82H263ZM129 84V82H127V84L126 85H128ZM252 84V83H251ZM122 85V84H121ZM125 85V84H124ZM252 85H254V83L252 84ZM260 85V84H259ZM258 85V86H259ZM129 87V86H128ZM257 88V87H256ZM119 89V88H118ZM262 89V88H261ZM263 90V89H262ZM111 91V90H110ZM98 92H100V93H98ZM102 93V94H103ZM259 93V92H258ZM257 93V94H258ZM102 94H101V96H102ZM262 94H263V92H262ZM261 95V94H260ZM258 97V96H257ZM261 97V96H260ZM259 97V98H260ZM264 96H262V98H263ZM99 99L101 98V97H98ZM35 99V98H34ZM264 99V98H263ZM101 100V99H100ZM257 100V99H256ZM258 101V100H257ZM21 102V103H20ZM28 102V101H27ZM39 102V101H38ZM96 102V103H95ZM101 102V101H100ZM23 103V104H22ZM30 103V102H29ZM32 103V102H31ZM35 103V102H34ZM49 103H48V105H49ZM264 103V102H263ZM262 103V104H263ZM37 104V103H36ZM31 105V104H30ZM51 105V104H50ZM52 105V106H53ZM61 105V106H60ZM98 105V104H97ZM55 106H53V107H55ZM63 106V107H62ZM86 106V107H85ZM37 107V106H36ZM51 107V106H50ZM81 107H83V109L81 108ZM78 108H79V110L80 109H82L81 111H79L78 110ZM84 108H86V110H84ZM88 108V109H87ZM36 109V108H35ZM90 109H92V108H90ZM39 110V109H38ZM36 111V110H35ZM83 111V112H82ZM79 112V113H78ZM40 113V112H39ZM67 113V114H68ZM88 113V111L86 112V114ZM91 113V112H90ZM37 114V115H36ZM41 114V113H40ZM86 114H84V115H86ZM78 115H76V116H78ZM81 115H79L78 117H80ZM89 115V114H88ZM87 115V116H88ZM96 117H98V116H96ZM61 118V117H60ZM67 118V117H66ZM81 118H82V116H81ZM90 118L92 119V117H91V115H90ZM95 118V117H94ZM102 118V117H101ZM46 119V118H45ZM44 119V120H45ZM64 119V118H63ZM77 119V118H76ZM83 119V121H84V119L85 118H82ZM81 119V120H82ZM100 119V118H99ZM99 119H96L97 121L99 120ZM51 120V119H50ZM66 120V119H65ZM79 120V119H78ZM87 121H90V119L88 120V119H86ZM85 120V121H86ZM46 121V120H45ZM74 121V120H73ZM86 121V124L87 123H90L89 124V127L87 126L86 128H89V132H90V134L89 135H92L91 134V132H93V128L92 127H95V123H96V121H95V119H94V121H95V123L94 124H92L91 125V123L93 122L92 120V122L90 121V122H87ZM70 122V121H69ZM72 122V121H71ZM103 122V121H102ZM45 123V124H44ZM49 123V122H48ZM74 123H76V122H74ZM79 123H80V121H79ZM85 123V122H84ZM100 123V122H99ZM99 123H97V124H99ZM111 123V122H110ZM81 124V123H80ZM79 124V125H80ZM82 124H83V122H82ZM103 124H105V123H103ZM106 124H108V121H107V123ZM114 124V123H113ZM64 125V124H63ZM74 125V124H73ZM78 125V124H77ZM76 125V126H77ZM85 125V124H84ZM94 125V126H93ZM110 125V124H109ZM50 126V125H49ZM48 126V127H49ZM72 126V125H71ZM70 126V127H71ZM86 126V125H85ZM101 126H105V125H101ZM107 126V125H106ZM51 127V126H50ZM69 127V128H70ZM81 127H83V125H81ZM96 127H99V129L101 128L100 127V124L99 125H96ZM107 127H109V126H107ZM112 126H110V128H111ZM54 128V127H53ZM64 128H65V126H64ZM76 129L78 128V126L77 127H75ZM80 128V127H79ZM86 128H85V130H86ZM71 129V128H70ZM81 129V128H80ZM92 131H91V130ZM95 129V128H94ZM96 129H98V128H96ZM98 129V130H99ZM105 129V128H104ZM104 129H103V131H104ZM112 129V128H111ZM111 129H109V130H111ZM5 130V131H6ZM7 130V131H8ZM44 130V131H43ZM48 130H49V128H48ZM68 130V129H67ZM84 130V129H83ZM107 130V129H106ZM108 130V131H109ZM4 131V130H3ZM47 131V130H46ZM102 131V130H101ZM100 131V132H101ZM106 132V133H108L109 134V132ZM52 132V131H51ZM67 132H69V131H67ZM77 132V131H76ZM83 132V131H82ZM88 132V133H89ZM97 132V131H96ZM63 133V132H62ZM84 133H85V131H84ZM87 133V134H88ZM94 133H95V131H94ZM93 133V134H94ZM106 133H104V132H102V134L106 137ZM38 135H41L40 137H38V139H37V136ZM50 134H52V133H50ZM66 134V133H65ZM70 134L72 135V133H71V131H70ZM96 134V133H95ZM94 134V135H95ZM98 134V133H97ZM100 134V133H99ZM98 134V135H99ZM107 134V135H108ZM111 134V133H110ZM45 135V134H44ZM46 135L48 136V133L46 132ZM45 135V136H46ZM58 135H60V134H58ZM71 135H68V134H66V137L67 136H71ZM81 135H83L84 137H82V138H84V139H82L80 136ZM93 135V136H94ZM101 135V134H100ZM103 135H101V136H103ZM44 136V137H45ZM51 136H53V135H51ZM88 136V135H87ZM96 136V135H95ZM104 136H103V140H105L104 139ZM34 137V138H33ZM50 137V136H49ZM49 137H45L46 139L45 140H49ZM72 137V136H71ZM98 137V136H97ZM100 137V136H99ZM107 137H109V136H107ZM36 138V139H35ZM53 138V137H52ZM60 138V137H59ZM72 138V139H73ZM109 138H111V137H109ZM40 139V140H39ZM66 138H64V140H65ZM68 139H70V137L68 138ZM98 140H100L99 138H97ZM102 139V138H101ZM10 140V139H9ZM31 140V141H30ZM63 140V141H64ZM67 140V139H66ZM107 140L110 142V140L107 138ZM106 140V141H107ZM34 141H37V143L36 142H34ZM40 141V142H39ZM60 141V140H59ZM58 141V142H59ZM62 141V140H61ZM62 141V142H63ZM70 140H68L67 142H69ZM105 141V142H106ZM116 141V140H115ZM13 142V143H12ZM30 142V143H29ZM31 142H33V143H31ZM48 142H50V141H48ZM62 142L60 143V144H58V145H61L62 144ZM100 142H101V140H100ZM104 142V143H105ZM108 142V143H109ZM113 141H111L110 143H112ZM28 143L30 144V146L28 145ZM65 143V142H64ZM78 143V144H77ZM103 143V142H102ZM107 143V144H108ZM38 144V145H37ZM55 144V143H54ZM66 145H67V143H65ZM70 144H73V142L71 143L70 142ZM96 144H97V140H96ZM115 144V143H114ZM10 145V146H11ZM32 145V146H31ZM34 145V146H33ZM66 145H64L63 144V146L65 147ZM94 145H95V142H94ZM118 145V144H117ZM40 148H39V147ZM43 146V147H42ZM49 148H48V147ZM51 146V145H50ZM95 146H98V145H95ZM110 146V145H109ZM35 149H34V148ZM42 147V148H41ZM55 147V146H54ZM53 147V148H54ZM64 147H62L63 148V151H64ZM67 147L69 148V144L67 145ZM73 147V146H72ZM102 147V146H101ZM104 147H105V145H104ZM114 147H116V146H113V148ZM36 148H38V149H36ZM62 148H59V150L58 151H60ZM107 148V147H106ZM105 148V149H106ZM110 148V147H109ZM122 148V147H121ZM41 149V150H40ZM49 149V150H48ZM70 149V148H69ZM73 149V148H72ZM36 150V151H35ZM44 150V151H43ZM73 150H76V148L75 149H73ZM103 150H104V148H103ZM107 150H108V148H107ZM106 150V151H107ZM114 150H116V149H114ZM119 150V149H118ZM163 150V149H162ZM17 151V152H16ZM62 151V150H61ZM68 151H70V150H68ZM94 151H95V153H94ZM97 151H99L98 153H97ZM109 151V150H108ZM112 151V150H111ZM158 151V150H157ZM42 152V153H41ZM45 154H44V153ZM49 152V154L48 155H46L47 153ZM72 152V151H71ZM82 152V153H81ZM124 152V151H123ZM160 152V151H159ZM158 152V154H160ZM55 153V152H54ZM66 152H64V154H65ZM74 153V154H75ZM78 153H79V155H78ZM113 153H115V152H113ZM127 153V152H126ZM129 153V152H128ZM147 153H148V151H147ZM247 153V152H246ZM57 154V153H56ZM62 154V153H61ZM60 154V155H61ZM67 154V153H66ZM65 154V155H66ZM71 153H69V156H71L70 155ZM74 154H73V156H71V157H67L69 160V162H68V164H72V162H73V164L75 163V160H74ZM102 154V153H101ZM105 154V153H104ZM108 154V153H107ZM111 154V153H110ZM131 154V153H130ZM144 154V153H143ZM143 154H141V156L143 155ZM248 154H250V153H248ZM27 155V156H26ZM30 156V160L28 161V159H29V156ZM52 155V156H51ZM120 155V154H119ZM118 155V156H119ZM129 155V154H128ZM240 155V154H239ZM247 155V154H246ZM24 156V157H23ZM63 156V155H62ZM122 156V155H121ZM133 156V155H132ZM144 156V155H143ZM145 156H148V155H146L145 154ZM152 156H153V154H152ZM234 156V155H233ZM54 159H53V158ZM98 157H99V155H98ZM105 157H106V155H105ZM115 157V156H114ZM123 157V156H122ZM131 156H129V158H130ZM134 157H135V155H134ZM151 157V156H150ZM158 157V156H157ZM157 157H156V159H157ZM161 157V156H160ZM160 157H159V159H160ZM249 156H247V158H248ZM78 158V159H77ZM108 158V157H107ZM111 158V157H110ZM118 158V157H117ZM121 158V157H120ZM133 158V157H132ZM136 158V157H135ZM154 158V157H153ZM164 158H165V156H164ZM163 157H162V160L164 159ZM233 158V157H232ZM246 158V157H245ZM253 158V157H252ZM23 159V160H22ZM25 159V160H24ZM95 159V160H94ZM139 159V158H138ZM138 159L136 160V161H138ZM146 158H144V160H145ZM151 159V158H150ZM155 159V160H156ZM254 159V158H253ZM70 160H72V161H70ZM111 160H112V158H111ZM123 160V159H122ZM121 160V161H122ZM124 160H126V159H124ZM134 159H133V162L135 161ZM143 160V159H142ZM146 160H148V158L146 159ZM154 160V161H155ZM161 160V161H162ZM167 160H168V158H167ZM238 160V159H237ZM255 160V159H254ZM254 160H251V161H254ZM62 161V160H61ZM63 161H65V160H63ZM62 161V162H63ZM109 161V160H108ZM149 161V160H148ZM165 161V160H164ZM248 161V160H247ZM246 161V162H247ZM9 162V163H10ZM67 162V161H66ZM111 162V161H110ZM124 163H125V161H123ZM129 162V161H128ZM145 162V161H144ZM152 162V161H151ZM167 162V161H166ZM230 162H231V160H230ZM240 162H242V161H240ZM64 163V162H63ZM80 163H79V165H80ZM88 163H89V166L91 165V166H93V168L91 167H89L88 166ZM93 165H92V164ZM118 163V162H117ZM147 163V162H146ZM149 163V162H148ZM147 163V164H148ZM182 163H183V161H182ZM231 163H233V162H231ZM243 163H244V161H243ZM243 163H240V164H243ZM250 162H248V164H249ZM252 163V162H251ZM130 164V163H129ZM136 164V163H135ZM134 164V165H135ZM138 164V163H137ZM152 164V163H151ZM162 164V163H161ZM160 164V165H161ZM163 164H164V162H163ZM169 164V163H168ZM180 165H182L181 163H179ZM184 164V163H183ZM192 164V163H191ZM235 164V163H234ZM255 164V163H254ZM58 165V166H57ZM64 165V164H63ZM78 165V166H79ZM119 165H121V164H119ZM131 165H133V164H131ZM139 165V164H138ZM141 165V164H140ZM154 165V163L152 164V166ZM170 165V164H169ZM189 165V164H188ZM227 165V164H226ZM245 165H247V164H245ZM80 166H82V165H80ZM96 166V167H95ZM115 166V165H114ZM125 166V165H124ZM130 166V165H129ZM155 166V165H154ZM163 166V165H162ZM194 166V165H193ZM215 166V165H214ZM75 167H76V165H75ZM119 167V166H118ZM137 167V166H136ZM140 167H144V166H140ZM146 167V166H145ZM150 167V166H149ZM166 167V166H165ZM164 167V168H165ZM189 167H190V165H189ZM211 167H213V166H211ZM229 167H230V164H229ZM239 167V166H238ZM246 167V166H245ZM70 168V167H69ZM81 168V167H80ZM87 168H89V169H87ZM94 168H96V170H97V172H98V168H105L104 170H102V169H100V171L101 172H103V174L100 172V175L101 176H98V177H100V181H99V178L98 177H96V182H100V183H95V181H93L94 180V178H95V176H94V174L97 176L98 175V173L97 172H95L94 173V171H96V170H94ZM123 168V167H122ZM156 168H161L162 169V167H156ZM169 168V167H168ZM167 168V169H168ZM224 168V167H223ZM223 168H222V170H223ZM227 168V167H226ZM232 168H235V166L234 167H232ZM90 169H92V173H93V175H91V170ZM112 169H114V167L113 168H111V170H109L108 172H112ZM133 169V168H132ZM135 169V168H134ZM145 169V168H144ZM166 169V168H165ZM166 169V170H167ZM79 170V169H78ZM151 170H153V169H151ZM149 168H148V171H151ZM154 170H155V168H154ZM153 170V171H154ZM230 170V169H229ZM234 170V169H233ZM236 170V169H235ZM58 171H60V172H58ZM73 171V170H72ZM104 171H105V173H104ZM114 171V170H113ZM126 171V170H125ZM143 170L141 169V172H142ZM145 171H146V169H145ZM157 171V170H156ZM162 171V170H161ZM110 172V173H111ZM162 172H164V170L162 171ZM161 172V173H162ZM59 173V174H58ZM61 173V174H60ZM62 173L66 176L65 178H67V179H65L64 178V175H62ZM77 173V172H76ZM79 173H81V172H79ZM97 173V174H96ZM117 173V172H116ZM151 173H154V172H152L151 171ZM150 173V174H151ZM75 174V173H74ZM89 174V175H88ZM106 174V175H105ZM113 174H114V172H113ZM119 174V173H118ZM81 175V174H80ZM103 175H105V176H103ZM145 175V174H144ZM154 175V174H153ZM161 175V174H160ZM160 175H158V176H160ZM68 176L70 177V179H71V181H70V179H68ZM92 176H93V178H92ZM111 176V175H110ZM119 176H121V175H119ZM60 177V178H59ZM74 177H75V175H74ZM78 177V176H77ZM76 177V178H77ZM149 177V176H148ZM59 178V179H58ZM113 178V177H112ZM152 178V177H151ZM163 177L161 176V179H162ZM167 178V177H166ZM62 179H61V181H59V182H62ZM80 179V178H79ZM78 179V180H79ZM83 179V178H82ZM91 179H93V180H91ZM98 179V180H97ZM108 179H110V178H107V180ZM158 179H160V177L158 178ZM165 179V178H164ZM91 180V181H90ZM106 180V181H107ZM154 180V179H153ZM156 180V179H155ZM110 181V180H109ZM117 181V180H116ZM147 181H150V180H148L147 179ZM163 181V180H162ZM67 182H68V184H67ZM82 182V181H81ZM90 182V183H89ZM112 182V181H111ZM118 182V181H117ZM127 182V181H126ZM76 184H77V182H75ZM84 182H82L81 184H83ZM94 183H95V185H94ZM128 183V182H127ZM133 183V182H132ZM138 183H140V182H138ZM146 183V185H147V182H145ZM149 183V182H148ZM160 183V182H159ZM7 184V183H6ZM9 184V185H10ZM61 184V183H60ZM59 184V185H60ZM72 184V183H71ZM74 184V183H73ZM73 184L72 185H70L71 187L73 186ZM81 184H77V186L76 187H78V185L79 186H81ZM99 184H101L100 186V189L98 188V185ZM126 184V183H125ZM142 184H144V183H142ZM161 184V183H160ZM111 185V184H110ZM70 186H68V187H70ZM92 186H94V187H92ZM96 186V187H95ZM120 186V185H119ZM140 187L142 186V185H139ZM111 187V186H110ZM117 187V186H116ZM122 187V186H121ZM135 187H137V186H135ZM140 187H138V188H140ZM143 187H144V185H143ZM63 188V189H62ZM80 188V187H79ZM92 188V189H91ZM93 188H95V190H96V188H98L97 190H98V192L96 193L95 192V190H93ZM142 188V187H141ZM74 189V188H73ZM87 189H89L88 191H87ZM133 189V188H132ZM72 190V189H71ZM96 190V191H97ZM108 190V189H107ZM109 190H111V189H109ZM129 190V189H128ZM131 190V189H130ZM139 190V189H138ZM64 191V190H63ZM66 191V190H65ZM75 191V192H76ZM99 191H100V194H99ZM106 191V190H105ZM120 191V190H119ZM132 191V190H131ZM135 191H136V189H135ZM56 192H58L57 193V196L61 199L60 201L58 200V202H60L61 204H60V206H61V210H63V212L64 213H62V211H60L59 209H58V207H60V206H58V205H55L54 204V201H55V198H56V200H57V196H55L56 195ZM69 192V191H68ZM84 192V193H83ZM110 192H112V191H110ZM117 192V191H116ZM115 192V193H116ZM150 192H152V190L150 191ZM159 192V191H158ZM113 193V192H112ZM112 193H111V195H112ZM121 193H124V191L123 192H121ZM134 193V192H133ZM153 193V192H152ZM114 194V193H113ZM131 194V193H130ZM162 194V193H161ZM0 195H2V193L0 194ZM75 195V196H74ZM85 197H84V196ZM103 195H104V197H103ZM110 195V196H111ZM116 196H117V194H115ZM3 196V195H2ZM112 196H114V195H112ZM124 196V195H123ZM122 196V197H123ZM134 197H136V194H134L133 195ZM143 196H145L144 194L143 195H141L140 197H139V195L137 196L138 198H140L139 200H141L142 198H143ZM148 195H146V197H147ZM152 196V197H153ZM1 197V196H0ZM142 197V198H141ZM149 197V196H148ZM151 197V198H152ZM164 197V196H163ZM2 198V197H1ZM0 198V199H1ZM125 198V197H124ZM151 198H148V199H151ZM157 198H159V197H157ZM175 198H177V196L175 197ZM189 198H191V197H189ZM188 198V199H189ZM132 199V198H131ZM131 199H128V200H131ZM135 199L136 198H134V201H135ZM145 199V198H144ZM166 199V198H165ZM170 199V198H169ZM181 199V198H180ZM188 199H186V200H188ZM194 199V198H193ZM192 199V200H193ZM2 200V199H1ZM8 200V199H7ZM146 200V199H145ZM160 200H161V198H160ZM160 200H158V201H160ZM167 200V199H166ZM179 200V199H178ZM184 200V199H183ZM190 200V199H189ZM9 201V200H8ZM109 201H112L113 202V205H112V207L111 208H113L111 211H108L107 209L111 206V204H109V203H111V202H109ZM121 201V200H120ZM124 201V203H125V199L123 200ZM122 201V202H123ZM133 201V202H134ZM150 201V200H149ZM152 201V200H151ZM150 201V202H151ZM163 201H164V199H163ZM173 201H174V198H173V200H172V202L171 203H173ZM176 201V200H175ZM185 201V200H184ZM57 201H55V203L57 204L58 203ZM121 202V203H122ZM132 202V201H131ZM143 202V201H142ZM165 202V201H164ZM167 202H168V200H167ZM179 202V201H178ZM178 202H176V203H178ZM187 202V201H186ZM192 202V201H191ZM195 202H197V200L196 201H194V203H193V206H197V205H194L195 204ZM0 203H1V201H0ZM126 203H127V201H126ZM138 203V204H137ZM143 203H145V201L143 202ZM142 203V204H143ZM188 203V202H187ZM59 204V203H58ZM71 204V205H70ZM132 204H136L135 205V207H137L136 208V212L134 213L133 211L135 210V207H133L132 206ZM129 203V204H124V205H126V208L125 209H127L128 208V206H129V208L132 210V212L135 214V215H132V216H136V215H138V211H140L141 209H139V207L137 206V205H140L141 204V201L139 202H137L136 201V203ZM141 204V205H142ZM147 204V203H146ZM145 204V205H146ZM149 204V203H148ZM166 204H168V203H166ZM170 204V203H169ZM175 203H173V205H174ZM197 204V203H196ZM199 204V203H198ZM201 204H202V201H201ZM207 204V203H206ZM206 204H203L204 206L206 205ZM210 204V203H209ZM119 205V204H118ZM121 205V204H120ZM123 205V204H122ZM130 205L132 206V208L130 207ZM150 205V204H149ZM175 205H177V204H175ZM181 205H182V202H181ZM188 205H190V204H188ZM202 205V206H203ZM212 205V204H211ZM211 205H210V207H211ZM58 206V207H57ZM70 206H73L72 208H71V210L73 211H75V212H77L76 214H78L79 216H74V218L73 217H71V213H70ZM143 206V205H142ZM151 206V205H150ZM191 206H192V204H191ZM199 206V205H198ZM203 206V207H204ZM207 206V205H206ZM214 206V205H213ZM216 206V205H215ZM144 207V206H143ZM177 208H179L178 207V205L176 206ZM187 207V206H186ZM63 208V209H62ZM78 208H79V210H78ZM82 208V209H81ZM129 208H128V211H129V213H131V211L129 210ZM134 208V209H133ZM141 208V207H140ZM146 208V207H145ZM175 208V207H174ZM192 208V207H191ZM190 208V209H191ZM196 208V207H195ZM206 208V207H205ZM139 209V210H138ZM160 209V210H159ZM169 211H168V210ZM181 209H183V208H181ZM180 209V210H181ZM186 209V208H185ZM216 209H218L217 208V206H216ZM82 210V211H81ZM105 210H107L105 213H104V216H102V213L105 211ZM110 210V209H109ZM116 210V209H115ZM145 210V209H144ZM152 210V209H151ZM174 210V209H173ZM179 210V211H180ZM193 210H194V208H193ZM59 211H60V213H59ZM79 211L81 212V213H79ZM83 211H85V214H87V215H85L86 216V218L85 217H83ZM147 211V210H146ZM178 211V212H179ZM192 211V210H191ZM190 210H189V212H191ZM203 211H204V213H208V214H210V217L212 216V219L210 218V217H208V214H207V216H206V214H204L203 213ZM209 211V212H208ZM66 212V213H65ZM94 212H95V214H94ZM107 212H109L108 214H107ZM113 212V213H112ZM123 212H124V210H123ZM126 212H127V210H126ZM168 212V213H167ZM174 212H175V210H174ZM177 212V211H176ZM181 212V211H180ZM89 213V214H88ZM115 213V214H114ZM125 213V212H124ZM152 213H154V212H152ZM185 213V212H184ZM187 213V212H186ZM194 213V211H192V213L191 214H193ZM216 213V212H215ZM36 214V215H35ZM93 214V215H92ZM132 214V213H131ZM131 214H130V216H131ZM146 214H148V212L146 213ZM150 214V213H149ZM155 214V215H156ZM160 214H158V215H160ZM180 214V213H179ZM181 214H183V212L181 213ZM189 214V213H188ZM195 214V213H194ZM200 214H203V215H205L207 218H208V220L206 219V217L204 218V216L203 215H200ZM222 214V213H221ZM30 215V216H29ZM33 215H35V219H34V217H33ZM41 215V217H39ZM88 215H90L91 216V218H90V216H88ZM94 215H98L99 217H100V220H99V217L97 218L96 216V220L95 221H97V225L98 226H100L99 224H98V222L100 221V222H102L103 223V219H101L102 217L103 218H105V216L107 215V219L105 218L104 220V222H106L105 223V225H107L108 224V226L110 225H112V228H113V230L111 229V228H109L110 230H108V233H109V235H107L108 233H107V231H105L104 232V229H101L100 227H98L97 225L95 226V227H97V228H100L99 230V232H101L102 231V234H104V236L106 235V238L105 239H103L104 237L102 236V234L101 235H99L97 232H98V230L96 231V232H94V234H96V235H94V234H92L93 232H92V229L94 228V226H93V224H94V221H93V218H94ZM109 215V216H108ZM113 215H116V216H114V217H112ZM151 215V214H150ZM153 215V214H152ZM151 215V216H152ZM173 215H175V214H173ZM177 215H178V213H177ZM186 217H189V216H187L186 214H184ZM224 215V214H223ZM73 216V215H72ZM102 216V217H101ZM122 216V215H121ZM140 215H138L137 217H139ZM161 216V215H160ZM166 216V215H165ZM183 216V215H182ZM184 216V217H185ZM195 216V215H194ZM199 216H200V218H199ZM221 216V215H220ZM30 217V218H29ZM35 220H33L32 218ZM79 217V218H78ZM93 217V218H92ZM112 217V218H111ZM145 217V216H144ZM143 217V220H142V216H140V219L141 220H139L138 219V221H141V223H140V225L141 224H143V223H145V225L147 226L148 224V222H145L146 221V218H147V216L144 218ZM152 217H154V216H152ZM155 217H157V215L155 216ZM154 217V220H155V222L157 221V220H159V219H156ZM171 217V216H170ZM174 218H177V217H175V216H173ZM179 217V216H178ZM181 217V216H180ZM202 217H203V219H202ZM71 218H72V220H74V221H72V222H75V220H76V218H77V220H76V222L78 221V219H79V223L77 222H75V224L74 223H72L71 222ZM83 218H85V219H83ZM111 219V220H114V223L115 224H111V223H113L112 221L110 222V220H108V219ZM114 218V219H113ZM118 219V221H117V219ZM124 218V219H125ZM134 218H136V217H134ZM158 218V217H157ZM172 218V217H171ZM173 218V219H174ZM183 218V217H182ZM199 220H201V221H199ZM213 218L215 219V220H213ZM27 221V222H25V220ZM33 221H32V220ZM95 219V218H94ZM120 219H122L123 220V217L122 218H120ZM148 219V218H147ZM179 219H181V218H179ZM184 219V218H183ZM197 219V220H196ZM224 219V220H225ZM228 219V220H227ZM24 220V221H23ZM40 220H41V222H40ZM42 220H43V223H42ZM153 220V221H154ZM170 220V221H169ZM187 220V221H188ZM194 220H196V223L194 224ZM218 220H221V221H217ZM107 221H109V222H107ZM116 221V222H115ZM121 221V220H120ZM119 221V222H120ZM133 221V222H134ZM142 221H143V223H142ZM148 221V220H147ZM151 221V220H150ZM153 221H151V222H153ZM181 221V224L179 223ZM184 221V220H183ZM186 221V220H185ZM191 221H193L192 223H191ZM199 223H198V222ZM212 221V222H211ZM214 221V222H213ZM216 221V222H215ZM231 221V220H230ZM40 222V223H39ZM118 222V223H119ZM168 222H170V223H168ZM201 222V223H200ZM220 222V223H219ZM235 222H237V221H234L233 222V224H236ZM102 223H101V226H103V228H105V227H108V226H104V225H102ZM110 223V224H109ZM150 223V222H149ZM154 223V222H153ZM176 223H178V224H176ZM213 223L214 224H216V226L215 225H213ZM71 224H73V225H71ZM76 224H78L80 227H79V232H81V233H78V231L77 230H75L74 228H71L72 226L74 227L75 226V228L76 227H78V226H76ZM96 224V223H95ZM120 224V226L119 227H121L122 225V223H119ZM118 224V225H119ZM151 224V223H150ZM157 224V223H156ZM169 224V225H168ZM192 224V225H191ZM202 224H205V225H202ZM210 224V225H209ZM221 224V225H222ZM228 224V223H227ZM129 225V224H128ZM144 225V226H145ZM171 225V226H170ZM173 225H175V226H173ZM211 225L213 226L210 230H209V226L211 227ZM230 225V224H229ZM92 226H93V228H92ZM115 227V229H116V231H114L115 229H114V227ZM124 226V225H123ZM150 226V225H149ZM167 226H169V228L167 227ZM177 226V227H176ZM188 226V227H187ZM194 226H195V229L196 228H198V229H194ZM206 226H208V227H206ZM215 226V227H214ZM233 226V225H232ZM129 229H128V228ZM140 227H142V225L140 226ZM167 227V228H166ZM171 227V228H170ZM179 227H181V228H179ZM182 227H184V230H183V228ZM190 227V228H189ZM193 229H192V228ZM200 227H202V228H200ZM218 227V226H217ZM1 228V229H2ZM3 228V229H4ZM84 228V229H83ZM124 228V227H123ZM153 228V227H152ZM163 228H165V232H164V229ZM172 228H174V229H172ZM185 228H186V230H188L187 231V233H188V235H187V233L185 234V232H186V230H185ZM219 228H221V226L219 227ZM225 228V227H224ZM227 228H229L228 226H227ZM50 229V230H49ZM75 230V233H73V231L72 230ZM83 229V230H82ZM117 229H118V231H119V233H120V235L119 236H117L118 234V231H117ZM142 229V228H141ZM171 231H170V230ZM177 231H176V230ZM201 229V230H200ZM208 229V230H207ZM230 229H231V226H230ZM233 229V228H232ZM84 230H86V233H84L85 231ZM94 230H96V229H94ZM106 230V229H105ZM128 230L131 232V231H133L134 232V230H136L137 231V233H138V235H137V233H136V231H135V233H134V236H133V232H131L132 234L131 235H129L130 234V232H128ZM190 230H191V232H190ZM199 230H200V233H199ZM216 230H217V228H216ZM235 230V229H234ZM237 230V229H236ZM52 233V236H50V232ZM56 231V230H55ZM147 231V230H146ZM168 231H170V233H168ZM183 231H184V233H183ZM207 231H208V234H207ZM209 231H210V233H209ZM215 231V230H214ZM213 231V232H214ZM219 231V230H218ZM224 231V230H223ZM228 231V230H227ZM231 231V230H230ZM34 232V233H35ZM116 233L117 235H115V237L114 236H111V234L112 233ZM122 232H127V233H123V236H122ZM171 232H173V233H175V234H172ZM183 234H182V233ZM225 232V231H224ZM2 233V232H1ZM30 234H31V232H29ZM56 233V232H55ZM82 233H84V236H85V238H83L84 236H83V234ZM139 233H141V235L139 234ZM190 233V234H189ZM216 233V232H215ZM235 233V232H234ZM29 234V235H30ZM36 234V235H37ZM58 234H55L56 236L58 235ZM82 234V235H81ZM86 234V235H85ZM92 234V235H91ZM113 234V235H114ZM142 234H145V236H142ZM180 234V235H179ZM223 234H227V233H223L222 232V236H223ZM233 234V233H232ZM237 234V233H236ZM28 235V234H27ZM71 235H73L72 237L74 238L75 237V239H74V242H75V240L78 242L79 241V243L81 244L84 240H85V242L86 243H88V244H84V242H83V245L81 246L82 247V252L81 253H77V251L79 250V249H81V247H79L78 245H76L77 244V242H75V245H76V248H75V252H74V249H71V248H69V247H71L70 246V241H73L71 238ZM91 235V236H90ZM97 235H99V236H97ZM124 235H127V236H124ZM142 236V237H140V236ZM31 236V235H30ZM55 236V237H56ZM102 236V237H101ZM137 236L138 237H140V240H139V238H137ZM210 236V237H209ZM216 236V237H215ZM234 236V235H233ZM45 237V238H44ZM58 237V238H59ZM71 237V238H70ZM95 237V238H94ZM98 237H100V240H98L99 238ZM109 237V238H108ZM110 237H112V239H113V241L110 239ZM232 237V236H231ZM246 237V236H245ZM103 240H102V239ZM107 238H108V240L110 239V242H107ZM136 238H137V241L139 240V241H141L142 239H143V245L141 244V246H140V244H139V246H137L136 244H135V241H136ZM219 239H218V241L217 242H219V240L221 239V237L219 236L218 237ZM52 239V240H51ZM57 239V238H56ZM94 240V242H95V244L97 243V245L99 244L98 243V241H101V243L104 245V242L105 243H111L112 244V242H115L114 243V245L112 244V246H106V245H104L105 246V248L107 247V249H103V252H102V248H101V245H99L98 247H96L97 245H95V244H93L94 245V247H95V249L97 250V252L94 254V252H95V249H94V247L92 246V243H94V242H92L93 240ZM51 240V241H50ZM98 240V241H97ZM200 240V241H199ZM25 241V240H24ZM91 242V244H89V242ZM97 241V242H96ZM147 241V242H146ZM35 242H39V241H35ZM52 242H54V241H52ZM57 242V243H58ZM67 242H69V243H67ZM144 242H146V243H144ZM201 242V244L203 243L204 245H201V244H199ZM205 242V243H204ZM211 242V241H210ZM215 242V241H214ZM221 242V241H220ZM28 243V242H27ZM73 243V242H72ZM100 243V244H101ZM139 243V242H138ZM148 243V245H146ZM256 243V242H255ZM1 244V243H0ZM6 244V243H5ZM26 244V243H25ZM32 244V243H31ZM36 244H38V243H36ZM40 244V243H39ZM65 244V245H64ZM67 244V245H66ZM144 244L147 246H144ZM205 244L207 245V246H205ZM2 245H3V243H2ZM41 245V244H40ZM45 245V244H44ZM86 245V246H85ZM90 247H89V246ZM102 245V246H103ZM137 246V247H141V250L139 249V248H137V249H135V247L134 246ZM209 245V246H208ZM28 246V245H27ZM35 246V245H34ZM33 246V248H35ZM55 245L53 244V247H54ZM68 246V248H66ZM79 248H78V247ZM145 247V251L143 250V248L142 247ZM204 246V247H203ZM210 246H212L211 248L213 249V253L215 254H213L211 251V248H209ZM216 247H217V245H215ZM219 246V245H218ZM5 247H7V246H5ZM41 247V246H40ZM111 247V248H110ZM131 247H134L133 249L131 248ZM207 249H206V248ZM231 247V246H230ZM254 247V246H253ZM260 247V246H259ZM263 247V246H262ZM24 248V247H23ZM32 248V249H33ZM36 248H39V247H36ZM35 248V249H36ZM46 248V247H45ZM57 248H58V246H57ZM89 248V249H88ZM98 248H100L99 250H98ZM205 248V249H204ZM219 248H220V246H219ZM243 248H244V246H243ZM5 249V248H4ZM4 249H3V251H4ZM69 250V249H71V251L74 253L71 257H70V252L69 253H65V251L66 250ZM77 249V250H76ZM86 249V250H85ZM88 249V250H87ZM209 249V250H208ZM229 249V248H228ZM237 249H239V248H237ZM252 249H254V248H252ZM257 249V248H256ZM263 249V248H262ZM261 249V250H262ZM2 250V249H1ZM9 250V249H8ZM21 251V255H15V256H17V258L18 259H16V260H18V264H42L43 263V260L44 259H42V261H41V259H40V255L41 256H43L42 255V252H40V254L39 253H37V251H35V250H31V251H26L25 250V248L22 250V249H20ZM39 250V249H38ZM51 250V249H50ZM85 250V251H84ZM92 250H94V252L92 251ZM136 250H138V251H136ZM2 251V252H3ZM45 251V250H44ZM61 251V252H60ZM81 251V250H80ZM218 251L219 250H217V253H218ZM228 251V250H227ZM232 251H233V249H232ZM1 252V251H0ZM1 252V255H0V264H11V262H10V253L6 250V251H4V253H2ZM49 252V251H48ZM47 252V253H48ZM53 252V251H52ZM92 252H93V254H92ZM100 252H102L101 254H100ZM209 252H210V254H209ZM230 252H231V250H230ZM235 252V251H234ZM256 252V251H255ZM258 252H259V249H258ZM176 253H177V255H176ZM232 253V252H231ZM249 253H251V252H249ZM252 253H254V251L252 252ZM251 253V254H252ZM17 254V253H16ZM62 254H64V256L62 255ZM173 254L175 255V256H178V255H180V256H182V257H178V258H176V260H175V258H174V260H173ZM209 254V255H208ZM226 254V253H225ZM229 254V253H228ZM227 254V255H228ZM235 254V253H234ZM258 254V253H257ZM257 254H253V255H256L257 256ZM263 253H261V256H263L262 255ZM48 255V254H47ZM250 255V254H249ZM248 255V257H251V256H253V255H251V256H249ZM45 256V255H44ZM109 258H108V257ZM184 256H188V258H184ZM217 258H216V257ZM231 256V255H230ZM259 256V255H258ZM261 256L259 257V258H261ZM55 257V256H54ZM106 257V258H105ZM221 257V256H220ZM237 257V256H236ZM42 258V257H41ZM56 258V257H55ZM226 258V257H225ZM228 258H230V257H228ZM247 258V257H246ZM257 259V258H255V260H257L256 262L258 263V264H261L260 262H262V261H264V260H262V259H264V256L262 257V259ZM12 259V258H11ZM224 259V258H223ZM222 259V260H223ZM231 259H233V258H231ZM231 259H229V260H231ZM235 259V258H234ZM250 259H253V263L252 262H250V264H255V260H254V258H248V259H245V260H248V261H250ZM221 260V261H222ZM224 260H226V259H224ZM223 260V261H224ZM228 259H227V261H228V263L230 262V264L232 263V261H229ZM240 259H238L237 261H239ZM242 260V259H241ZM245 260H243V261H245ZM15 261V260H14ZM45 261V260H44ZM69 261H71L70 263H69ZM42 262V263H41ZM220 262V263H219ZM236 262V261H235ZM247 262V261H246ZM224 264H227L226 263V261L225 262H223ZM240 263H242V262H240ZM244 263V262H243ZM249 263V262H248ZM256 263V264H257ZM233 264V263H232ZM237 264H239V263H237ZM262 264H264V262L262 263Z\"/></svg>","mask_w":264,"mask_h":264},{"label":"crops","instance_id":"crops-1","mask_svg":"<svg viewBox=\"0 0 264 264\" xmlns=\"http://www.w3.org/2000/svg\"><path fill=\"white\" fill-rule=\"evenodd\" d=\"M61 1V2H60ZM56 0V7L58 9H56L57 11L56 12H59L61 10H64V11H61L60 13L61 14H65L69 11L71 12H80V13H83V9L86 11V12H90V13H94V14H99L101 15V17H103V19H107V20H113L115 19V16L119 11L120 9H125L124 6L128 3L129 5L131 4V1L130 0ZM118 1V2H117ZM123 1V2H122ZM128 1V2H127ZM58 2V3H57ZM84 2V3H83ZM135 0H133V6H135ZM66 3V4H65ZM77 3V4H76ZM110 3V4H109ZM116 5H115V4ZM121 6H119L120 4ZM113 5V6H110V5ZM124 6H123V5ZM123 6V7H122ZM62 7V8H61ZM64 7V8H63ZM95 7V8H94ZM107 7V8H106ZM114 7V8H113ZM72 8V9H71ZM87 8V9H86ZM106 8V9H105ZM117 8V10L119 9V11L115 10ZM79 9V10H78ZM97 9V10H96ZM99 9V10H98ZM117 11V12H115ZM66 10V11H65ZM69 10V11H68ZM75 10V11H74ZM92 12H91V11ZM105 10V11H103ZM114 11L115 13H113L112 11ZM84 11V12H85ZM124 11V10H123ZM65 12V13H64ZM109 14H108V13ZM112 13V14H111ZM114 14V15H113ZM110 15V16H109ZM112 17V18H111ZM110 18V19H108Z\"/></svg>","mask_w":264,"mask_h":264}]
</instances>
